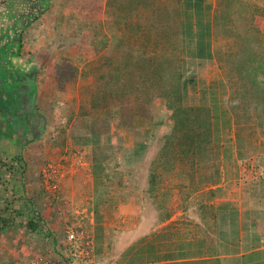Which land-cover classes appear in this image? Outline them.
<instances>
[{
  "label": "rangeland",
  "instance_id": "obj_1",
  "mask_svg": "<svg viewBox=\"0 0 264 264\" xmlns=\"http://www.w3.org/2000/svg\"><path fill=\"white\" fill-rule=\"evenodd\" d=\"M240 1L246 3L244 10L233 4L227 10L231 21L225 23L220 18L222 8L218 0H113L112 7L107 11L105 9V36H112L116 43L114 49L107 48L105 53L108 58H101L93 68L96 82L89 94L92 101L86 102L83 113L97 115L92 116L96 121L92 128L99 132L105 131L106 121L113 119L116 123L118 117L129 125L138 118L139 121L150 123L152 129L144 132L134 125L129 126L128 132L131 134L147 135L144 156L137 164L147 168L140 174H136L137 167L133 168L132 164L127 163L128 160L125 169L122 168L121 152L116 147L111 150V147L104 145L94 149L95 159H89L93 182L98 187L102 184L103 188H99V194L95 192L94 200L88 205H83L82 199L74 202V196L79 195V191L69 189L66 194L64 190L68 182L76 178H80L82 183L87 175L92 179L89 171L84 168L82 174L74 172V166H67L71 162L58 160L63 154L39 155L40 149L44 147L53 151L56 145H62L67 123L56 124L58 132L54 131L53 136L47 135L44 144L30 146L33 141L22 148L19 141L8 136L9 123L0 116V264H21L40 255L62 259L65 256L64 233L77 224L92 236L95 246L92 264L154 262L162 260L166 254L178 259L176 256L180 255V251L177 247L181 242L191 243L183 247L184 251H189L187 254L203 250V258L207 259L170 264H212L213 259L210 257L213 255L222 257L217 259L221 264H234L236 261L240 264L239 258L229 257L232 253L219 251L224 248L223 244L229 241V237L215 236L217 228L214 221L215 214L219 212L218 207L228 204L223 206V211L229 212V202L236 203V197L230 196L232 191L229 184L211 189L220 184L217 182L221 174L218 168L223 164H236L245 168L264 164V129L258 126L256 113L252 111L253 104L242 105L251 110H248L247 118H239L243 126L240 131L233 124L228 110L229 80L237 91L240 90V81L230 71L233 64L228 61V56L235 48L226 30L231 22L242 23L239 11L247 17L246 26L248 34L252 35L251 46L257 54L256 60H264V0ZM32 3L33 0H16V3L4 7L6 10L0 11V30L4 24H12L9 20L17 11L24 12L26 6L31 9ZM19 4L22 6L20 10ZM80 4L98 7L97 0H84ZM49 7L42 16L49 14ZM9 14L11 18L7 21ZM87 15L90 17L92 14L88 12ZM93 16L96 18L95 13ZM39 20L33 22L34 26L40 24ZM55 31V37L59 38L58 30ZM21 36L18 38L20 47ZM28 39L33 40L30 37ZM29 43L26 45L27 51L32 47V42ZM62 52L58 51L56 56L65 57ZM50 73L51 79L55 71ZM259 76L264 80L261 71ZM171 78L175 80L173 85L179 81L186 86L181 108L206 107L211 110L214 116L212 130L216 139L213 143L223 141L227 156L221 158L218 146L211 145L195 148L189 155L175 159L179 141L168 140L173 121L170 111L164 108ZM39 108L36 105L37 111ZM28 121L31 122V118ZM19 124V127L18 123L13 124V129L17 127L18 137L22 138L27 126L24 120H19ZM26 136L29 139L32 137L30 133ZM232 136L234 142L231 143ZM19 154L22 161L17 159ZM48 165L57 170L52 182L58 186L55 191L49 189L43 179L42 171ZM197 166L205 168L197 171ZM24 168L34 170L27 188L21 186V179L24 185ZM148 169L151 173H148ZM225 177L228 182V172ZM218 191L222 193L216 197L214 192ZM81 193H84L83 190ZM154 193L158 196L159 212L166 213L168 219H174L166 226L159 227L158 233L152 237L146 236L137 241L128 253L118 255L117 234L133 229L139 221L136 215L141 212L148 213L145 216L147 220L154 219L147 207ZM135 216V219H128ZM29 221L37 223L35 231L26 228ZM149 228L150 225L146 230ZM220 230L223 229L220 227ZM216 233L219 234L218 230ZM215 238L220 239L222 244L217 243ZM199 243L202 245L198 246Z\"/></svg>",
  "mask_w": 264,
  "mask_h": 264
},
{
  "label": "crops",
  "instance_id": "obj_2",
  "mask_svg": "<svg viewBox=\"0 0 264 264\" xmlns=\"http://www.w3.org/2000/svg\"><path fill=\"white\" fill-rule=\"evenodd\" d=\"M11 1L10 4L16 3V0ZM83 2L84 0H51L50 5L52 6L51 8L49 7V14L42 16L41 20H39L41 17L38 19L40 21L39 25L34 26V23H32L23 32L20 54L14 55L15 58L13 60L22 62L25 70H34L37 77L35 104L40 107L38 113L44 118L45 126L41 137L31 143L30 146L44 144L47 135L51 134L53 136L54 131L58 132L56 131V124L67 123L64 129L66 132L63 134L61 141L62 145L61 143L58 146L56 145L53 149V151L56 150L55 152L50 148L44 147V149H40L41 154L39 155L46 156L52 153L55 156H61L63 154L58 160L71 162V165L67 166H74V172L82 174L84 168L85 171H89L92 179L87 175L86 180L82 183L80 178H76L75 181H69L66 185L67 190H64L66 194L69 189L79 191L80 196H74V202L82 199L81 203L88 205L89 202L94 200L95 192L99 194V188H103L102 184L98 187L93 182L94 177L90 168V160L92 157L95 159L94 149L104 145H108V148L111 147V150H114V147H116L119 153L121 152L123 160L122 168L125 169V166L129 163L133 165V168L137 167L136 174H140L147 168L146 166H137L140 159L144 156V143L147 135L145 133L142 136L136 133L131 134L128 132L129 126L134 125L136 128L143 129L144 132L152 129V126L150 123L139 121L138 118L133 119V123L131 122L130 125L125 121L123 122L120 117L114 123L115 121L112 119L113 115L116 114L114 113L110 118L112 121L103 122L105 123V131L99 132L96 128H92V125L96 124L92 116L97 115L83 113L86 102L92 101L89 98V94L92 92V85L96 82L93 68L101 58L103 60L106 57L108 58V54L105 53L107 48L111 47L114 49L116 43L112 36H108V38L105 36L107 27L105 1L97 0V8H91L88 5L85 6V4H83L84 6H80L82 5L80 3ZM8 4L0 0V11L6 10ZM4 7L6 8L4 9ZM20 7L22 6L19 4L18 10H20ZM24 10V12H27L29 7L26 6ZM88 12L92 14L90 17L87 15ZM94 13L96 18L93 16ZM10 16L11 14L7 16V21L12 17ZM43 27H46L45 31ZM56 29L58 30L59 38L55 37L57 35ZM28 37L33 40L29 41ZM29 42H32V47H30V51H27L26 45ZM58 51H63L62 53L65 57L56 56ZM8 64L10 65V63ZM52 70L55 73L54 76L52 75L53 78L50 79V72ZM174 82L175 80L171 78L166 95V104H164L165 110L171 104L180 107L182 100L186 96L185 84L178 81L173 85ZM178 83L185 86V95L182 99L181 97H175L174 86H178ZM232 141L234 142V136H232L230 142L232 143ZM222 142L211 145H217L221 158H224V156H227V150H225L226 146ZM202 168H205V166H197L196 169L200 171ZM218 169L221 174L217 182H220V184L212 186L211 189H218L229 184L232 191L230 192V196L236 197V203L230 204L229 202V212L223 211V206L228 204H221V207H218L219 212L214 217L215 228H217L219 233L217 234L216 230L215 236L218 238L220 236L229 237V241L224 242V248L219 251L232 253L233 255L229 257L232 259L239 258L240 264H264V164H256V167L252 165L249 168L236 164H223ZM29 171V169L25 168L23 173L25 188L30 184L29 179L31 172L34 170ZM227 172L230 175L228 182L227 177H225V173ZM148 173H151L149 169ZM154 188L156 189L157 185ZM81 190L84 193H81ZM221 193L219 191L214 192V195L216 197L221 196ZM156 196L157 194L154 193L149 206H147L149 213L153 214L154 219L147 220L145 216L148 213L141 212L136 215L139 218H136V216L128 218L139 220L133 229L129 228L117 234L116 237L119 239L117 244L119 246L116 245V252L118 255H122L121 253L123 252L128 253L137 241L146 236L152 237L153 234L158 233L161 227L166 226L171 219H174V217L165 218V223L159 224L158 220L163 218L160 216L155 204ZM217 201L221 202L222 199H217ZM90 215L93 216V213ZM95 216L97 217V213ZM146 221L150 223L147 224L145 223ZM149 225V230H146ZM220 227L223 230L219 231ZM215 241L222 244L220 239L217 240L215 238ZM201 251L203 254L205 253L203 250ZM211 258L213 259L212 264H221V261H217V259L222 258L221 256L213 255ZM201 259L199 260L201 261ZM206 259L203 258L202 260L205 261ZM174 262L170 260L154 262L149 260L145 263L130 261L123 264H170ZM236 262L234 264H238V261ZM209 263L204 262L203 264Z\"/></svg>",
  "mask_w": 264,
  "mask_h": 264
},
{
  "label": "trees",
  "instance_id": "obj_3",
  "mask_svg": "<svg viewBox=\"0 0 264 264\" xmlns=\"http://www.w3.org/2000/svg\"><path fill=\"white\" fill-rule=\"evenodd\" d=\"M51 0H33L31 4L30 11L19 13V17L16 23V28L21 31L22 33L28 28L33 22L38 20L47 10L49 7V3ZM220 9V18L225 23L226 21H231L230 13H228V9L235 4L239 6L241 10H244L246 3L240 0H218ZM113 5V0H105V9L106 11L110 9ZM238 16L241 18L242 23L240 22H231L228 24L229 29H227V33L230 38L233 40V49L230 51L231 53L228 56V61L233 64V68L230 69L234 73V78L240 81V90H236L232 83L231 89L229 92L228 98V110L233 118V124L237 126V129L240 131L242 129V125L239 123V118L244 117L247 118L248 110H251L250 107H246L247 105L250 106L253 104L252 111L256 113V118L258 119V126L263 127L264 129V80L261 79L262 77L259 76V71L263 73L264 78V60L258 61L257 54L253 52V47L251 46L252 35L248 34V28L246 26L247 17L243 16L240 11L238 12ZM226 24H223L225 26ZM256 41V40H255ZM254 41V43H255ZM20 47V45H19ZM260 61V62H259ZM9 70L7 68H0V100L11 101V102H4L3 106L0 105V114L1 117L7 119L9 123V131L8 136H11L16 141L21 143V147L24 145H28L29 143L35 141L37 136H32L30 139L27 138V134H31V130L29 126H27L26 132L23 134V137L19 138L18 136V129L17 127L20 126L19 120L20 116L17 114L16 102L21 100L22 96L25 101L29 103V97L33 94V92L28 91L26 89L27 79L34 77V75L30 74L28 78L23 79V81L19 80L20 77L17 78V83L15 86L14 82L15 76L12 77L9 75ZM9 80V81H8ZM11 80V82H10ZM236 85V83H235ZM237 87V85H236ZM34 90V89H33ZM175 90V97L182 99L185 95V86L183 84H179L178 86H174ZM10 97H14L13 99ZM246 105L244 108V106ZM243 108H242V107ZM167 109L171 113V120L173 121V127L170 135L168 136L169 141H179L176 147L178 155L175 156L176 158H183L184 156L189 155V153L195 148H201L202 146H211L214 141H216L212 128L214 127L213 121V114L210 109L206 107H195L184 109L181 107H177L175 105H169ZM31 115L36 114V105L31 107ZM242 110L243 112H239ZM18 123V126L13 129V124ZM239 127V128H238ZM240 142V141H239ZM23 148V147H22ZM22 150V149H21ZM18 160L22 161V156L19 154L17 156ZM25 170V168H24ZM21 186L24 188L21 179ZM158 197V196H156ZM28 202V201H27ZM157 202L155 198V204L157 207ZM159 212V208L157 207ZM160 216L163 218L158 220L159 222H164L165 218L168 216L165 214L160 213ZM168 227V226H167ZM26 228L35 231L37 228V223L35 221H29L26 224ZM201 233L203 234V230L199 228ZM203 238V237H202ZM191 243L185 244L184 242L179 243L177 249L180 251V255L176 256L178 259H173L172 255L166 254L163 256L162 260H170V261H189L194 259H203L204 254L202 251H198L196 253L189 251H184V246H190ZM202 245L201 243L198 246ZM182 253V255H181ZM54 260L57 261L56 258ZM60 260V259H59Z\"/></svg>",
  "mask_w": 264,
  "mask_h": 264
},
{
  "label": "water",
  "instance_id": "obj_4",
  "mask_svg": "<svg viewBox=\"0 0 264 264\" xmlns=\"http://www.w3.org/2000/svg\"><path fill=\"white\" fill-rule=\"evenodd\" d=\"M28 11H30V7ZM19 13H21V11H17V13L14 16H12V18L9 20V21H12V24H4L2 26V29L0 30V36H1L0 37V40H1L0 41V68H3V69L7 68L10 71L9 75H11V79L13 76H15L16 81L14 82L13 86H15L16 83L18 82L17 81L18 77H20L19 80L23 81V79H26V77L28 78L30 74L35 76V78L32 77L29 80L27 79V82H26V84L28 85L26 86V89L30 92L31 91L33 92L31 97H29V103L28 101H25L22 96L21 100L16 102V108H17V114L18 116H20V119L22 121L24 120L27 123V126H29L31 130V136H37L36 140H38V138H40L41 135L43 134L45 120L41 115H39L37 109H36L37 113L31 115V112H32L31 107H33V105H36L35 104L36 72L34 70H25L23 68L22 62L18 60L16 61L13 60V58H15V56L13 55H17L18 49H19L18 38L20 36L21 31L17 28H14V26H16ZM8 63H10V65ZM4 102H11V101H7V98H6V101ZM4 102L3 100H0V105L3 106ZM27 114H29L28 118H27ZM29 118H31V122L28 121Z\"/></svg>",
  "mask_w": 264,
  "mask_h": 264
},
{
  "label": "built area",
  "instance_id": "obj_5",
  "mask_svg": "<svg viewBox=\"0 0 264 264\" xmlns=\"http://www.w3.org/2000/svg\"><path fill=\"white\" fill-rule=\"evenodd\" d=\"M44 182L49 189L54 191L57 185L52 183L56 176L57 170L52 166H47L42 171ZM63 247L65 256L60 260H54L47 256H37L28 262L21 264H92L94 243L92 236L80 225H73L64 233Z\"/></svg>",
  "mask_w": 264,
  "mask_h": 264
},
{
  "label": "flooded vegetation",
  "instance_id": "obj_6",
  "mask_svg": "<svg viewBox=\"0 0 264 264\" xmlns=\"http://www.w3.org/2000/svg\"><path fill=\"white\" fill-rule=\"evenodd\" d=\"M2 2V1H1Z\"/></svg>",
  "mask_w": 264,
  "mask_h": 264
}]
</instances>
